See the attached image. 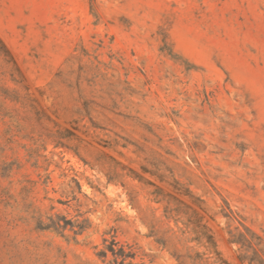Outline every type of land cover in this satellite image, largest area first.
Returning a JSON list of instances; mask_svg holds the SVG:
<instances>
[{
	"label": "rangeland",
	"instance_id": "1",
	"mask_svg": "<svg viewBox=\"0 0 264 264\" xmlns=\"http://www.w3.org/2000/svg\"><path fill=\"white\" fill-rule=\"evenodd\" d=\"M108 247L264 264V0H0V264Z\"/></svg>",
	"mask_w": 264,
	"mask_h": 264
},
{
	"label": "trees",
	"instance_id": "2",
	"mask_svg": "<svg viewBox=\"0 0 264 264\" xmlns=\"http://www.w3.org/2000/svg\"><path fill=\"white\" fill-rule=\"evenodd\" d=\"M193 231L197 234V238L196 239H201V238H205L206 239V242L214 247V242H213V238L212 236L208 235L207 234V229L204 225H201L199 224V222H194V228H193ZM158 243H161V244H164L165 242L163 241H158ZM108 251L114 256L116 257L117 255H120L122 257V261H121V264H123L124 260L129 257L127 255H124L123 252L120 250V253L122 254H118V252H115V250H113V248L111 247H108L107 248ZM106 255V252H101V256L104 257ZM218 255V254H217Z\"/></svg>",
	"mask_w": 264,
	"mask_h": 264
}]
</instances>
